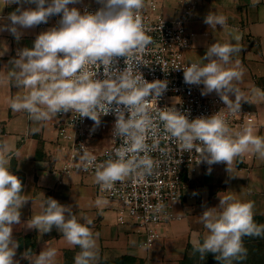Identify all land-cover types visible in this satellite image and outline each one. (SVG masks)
Segmentation results:
<instances>
[{
  "label": "clouds",
  "instance_id": "clouds-1",
  "mask_svg": "<svg viewBox=\"0 0 264 264\" xmlns=\"http://www.w3.org/2000/svg\"><path fill=\"white\" fill-rule=\"evenodd\" d=\"M26 2L35 4V7L17 8L8 16L10 23H0V31L7 30L19 39L17 26L30 28L47 23L57 14L60 19L56 26L40 32L31 48L19 49L11 59L18 69L12 73L18 85L30 89L23 97L14 98L11 108L26 110L36 121L47 120L60 112L75 111L96 124L100 122L99 114L111 110L116 117L112 134L124 137V146L114 150L115 159L109 158L96 165L97 181L111 187L114 181L122 180L129 173L141 177L151 174L154 162L148 155L146 133L156 126L145 98H159L168 82L147 81L137 68L139 63L135 75L129 63L122 69L116 66L117 57L127 58L133 52H143L151 43L152 38L146 34L139 11L143 0H98L102 6L95 12L68 7L77 0ZM204 23L223 27L225 17L209 12ZM239 51V47L232 43H212L202 58L207 60L203 66L192 63L183 69L184 82L202 84L201 95L215 91L230 111H239L241 101L247 100L232 81L241 79L243 69L238 60L236 67H225L230 56ZM3 54L0 52V56ZM88 65H102L104 78H97V72L89 70ZM252 91L255 96L264 98V91L259 88L253 87ZM113 102L115 107H112ZM158 119L163 122L166 132L179 142L181 149L195 148L201 153L200 160L209 165L228 162L244 152L264 156V138L254 135L251 127L233 132L220 111L190 120L186 113L169 109L160 111ZM7 149V144L0 142V264H14L13 257L19 244L13 237V225L20 223V208L25 202L21 196V180L9 171V159L4 155ZM80 152L85 169L94 164L96 157L88 147L81 144ZM156 207L159 210L161 205ZM216 208L220 209L218 213ZM252 209V201L240 202L231 195L220 198L218 206L207 208L200 215L209 235L196 251L201 256L205 252L219 253L215 259L227 264H231V258H245L247 249L242 238L264 234V225L254 222ZM91 223L88 219L79 222L70 206L48 197L42 204V213L34 215L30 221V228L39 226L43 232H49L55 225L69 243L82 249L74 257V264H92L95 241L89 227ZM55 255L53 248L41 250L31 264H53Z\"/></svg>",
  "mask_w": 264,
  "mask_h": 264
},
{
  "label": "crops",
  "instance_id": "crops-1",
  "mask_svg": "<svg viewBox=\"0 0 264 264\" xmlns=\"http://www.w3.org/2000/svg\"><path fill=\"white\" fill-rule=\"evenodd\" d=\"M154 1L158 4L156 13L167 21L177 19L183 10L192 8L185 26L195 37L192 47L185 52L186 61L203 66L207 60L202 58L208 46L215 42L239 47L240 51L230 56L225 67L233 68L237 60L240 62L243 75L232 83L247 100H242L241 106L255 116L253 134L264 138V98L252 91L253 87L264 91V0ZM34 7L35 4L26 0H0V23H10L8 16L17 8ZM68 7L78 8V5ZM209 12L225 17L224 26L204 23ZM59 19L57 14L47 23L30 28L17 26L19 39L7 30L0 31V52H4L0 56V142L8 146L4 155L9 159V171L21 180V196L25 200L20 208V223L13 225V237L19 244L14 264L22 261L31 264L36 254L47 248L56 250L53 264H64L66 253L74 258L81 252L80 246L69 243L55 225L49 232H43L39 226L30 228V221L42 213V204L48 197L70 206L79 222L92 221L89 225L95 241L92 264L110 263L122 257L135 259L134 264H184L193 255L191 248L196 249L209 235L200 215L207 208L218 206L219 199L227 195L240 202L252 201L253 216H264V156L255 152L237 154L228 162H215L211 164V173L205 169L209 165L206 162L185 172L182 197L174 205L180 219L159 225V237L149 248L143 245L144 236L137 233L133 223L118 224L117 203L102 195L95 175L62 172L67 153L65 142L57 134L56 115L36 121L26 110L14 111L10 106L14 98L30 91L18 85L12 75L18 69L11 59L19 49L31 48L36 36L53 27ZM205 96L220 97L215 91ZM215 211L218 213L220 209Z\"/></svg>",
  "mask_w": 264,
  "mask_h": 264
},
{
  "label": "built area",
  "instance_id": "built-area-1",
  "mask_svg": "<svg viewBox=\"0 0 264 264\" xmlns=\"http://www.w3.org/2000/svg\"><path fill=\"white\" fill-rule=\"evenodd\" d=\"M78 9L95 12L102 5L98 0L91 4L77 0ZM158 4L154 0H143L139 10L146 34L152 40L143 52H133L129 57H117V67L123 68L129 63L132 72L136 74V65L144 78L166 80L167 89L159 98L146 97L149 102V114L154 117L155 129L146 133V143L149 146L148 155L154 165L151 174L143 177L129 173L122 180L112 183L111 187L98 183L102 195L117 203L115 212L117 222L125 225L129 222L136 227L137 233L144 236L143 245L151 247L159 237L157 227L180 219L174 212V205L182 197L184 189L183 174L196 165L204 164L201 153L195 148L184 150L179 142L170 136L158 119L160 111L179 110L186 113L191 120L199 116H210L220 111L228 127L233 132L242 131L245 127L255 126L253 113L241 106L239 111H230L218 96L201 95V85L186 84L183 79V69L194 62L185 60V52L192 47L195 33L185 26L186 19L191 15L192 8L183 10L173 21L165 20L156 13ZM55 21L53 26H56ZM89 70L97 72V78L103 79V66L88 65ZM112 107H115L113 102ZM123 107V105H121ZM127 116V113H125ZM109 119L108 124H96L88 117H80L75 111L56 114L58 137L65 142L67 159L62 167L64 173L95 175L96 165L111 158L115 159V149L124 146V137L113 136L112 128L115 114L109 110L107 114H99V118ZM109 127L108 144L100 146L101 133ZM88 147V151L96 157L93 165L85 169L80 160V145ZM143 155V153H140ZM205 169L213 168L207 165ZM157 205H161L157 210Z\"/></svg>",
  "mask_w": 264,
  "mask_h": 264
},
{
  "label": "trees",
  "instance_id": "trees-1",
  "mask_svg": "<svg viewBox=\"0 0 264 264\" xmlns=\"http://www.w3.org/2000/svg\"><path fill=\"white\" fill-rule=\"evenodd\" d=\"M253 220L258 225H264V216H253ZM243 246L247 249L245 258L236 259L231 258V264H264V234L260 236H245L242 238ZM79 249V247H78ZM193 255L184 260V264L199 262L200 264H223L227 263L226 261L218 262L215 259V255L219 256V253H207L205 252L203 256L193 249ZM80 250H82L80 248ZM135 259L130 257H122L114 262L110 263H101V264H134ZM22 264L25 262L22 261ZM64 264H74V258L71 253L65 254V263Z\"/></svg>",
  "mask_w": 264,
  "mask_h": 264
},
{
  "label": "rangeland",
  "instance_id": "rangeland-1",
  "mask_svg": "<svg viewBox=\"0 0 264 264\" xmlns=\"http://www.w3.org/2000/svg\"><path fill=\"white\" fill-rule=\"evenodd\" d=\"M99 123H106V124H108V122H109V119H107V118H103V117H100L99 118ZM109 127H108V129H106V131H104V132H102L101 133V139H100V141H99V145L100 146H105V145H107L108 144V137H109ZM219 263L220 262H222L223 260H217ZM187 264H200L199 262H193V263H187ZM221 264V263H220ZM223 264H227V263H223Z\"/></svg>",
  "mask_w": 264,
  "mask_h": 264
}]
</instances>
